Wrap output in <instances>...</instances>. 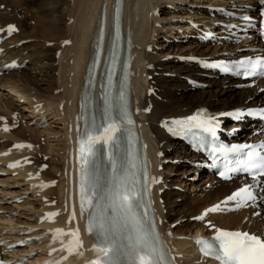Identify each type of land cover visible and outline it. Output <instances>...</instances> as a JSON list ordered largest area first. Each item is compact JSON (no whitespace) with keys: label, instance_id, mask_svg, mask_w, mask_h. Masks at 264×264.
Returning <instances> with one entry per match:
<instances>
[{"label":"bare ground","instance_id":"1","mask_svg":"<svg viewBox=\"0 0 264 264\" xmlns=\"http://www.w3.org/2000/svg\"><path fill=\"white\" fill-rule=\"evenodd\" d=\"M78 1H80V5L76 22L74 26L70 28L71 30H68L67 25H65L64 23L66 20L65 17L67 15L68 9L66 0H0V5H4L3 9L0 10V28L5 26L6 24H15L18 30V32L9 39V41L3 44V58L7 60L15 59L20 62L28 61L29 65H32V68H29L27 64L25 69L28 70V73L19 75V73L21 72L16 71L9 73L6 76L0 77V87L10 88L14 91V93L18 92L16 90L18 85L16 86V82L10 79L12 78L11 76H17V82H19L21 85V97L31 101H28L30 107L31 105L35 104H42L39 110L36 109V107L32 108V112L34 113L41 110L40 113L37 112L38 120H41L43 117L48 118L52 115L51 118L60 117L63 125H65V128H63L64 131H66L65 142L67 148V156L66 159L62 160V165H64V167H61L65 172L55 166H49V170H46L39 175H37L36 170L33 169V167L15 170L17 172V175L23 177L26 181L25 190H30L32 196H36V194H39L40 196V203L37 208L39 211L35 209L36 212L33 214H37V216H39L40 212L51 209L46 205L47 203L41 201L42 196L49 197V192L51 190L47 189L45 191H40L38 188H31L29 186L31 180H27V177L37 176L40 178L51 180L55 177L52 175L59 174V177L61 178L60 182L59 180L57 181L56 188L60 183V185L58 186L60 188H58L60 204H62L63 200L67 196V180L69 174V166L67 163L68 152L71 146H75L76 136L79 133L81 127L78 106L79 94L82 88L86 62L91 51V42L96 32L98 20L103 7L105 13L104 34L107 35V33L109 32L110 14L114 0ZM250 1L252 0H124L122 19L123 27L127 22L128 26L130 27L132 38L135 44V48L133 50L134 62L132 71L133 103L135 109L138 112V116L144 125L143 134L148 144V153L150 156V161L152 163V171L154 173H157L156 167L158 165H162L163 161H165L166 159H181L183 160L182 162H186L188 164V168H190L189 161L193 159L191 155H188V153H186L185 148L182 149L180 146L176 145L170 149V147L175 143H173L171 139L163 132V130L159 128L160 122H162L164 119L184 116L192 112L194 109L200 107L205 108L213 114H218L229 109L251 106L258 102H264V91L261 93L257 92L259 87L251 90L239 89L235 85V83L226 81L225 79H216V77L210 72L206 73V75L204 76L205 72L196 68L193 64H181L177 62L179 64L178 65L173 60H160V56L165 57V55H167L168 53H163L160 51L157 54H152L146 50V46L148 45L146 43L148 39L146 34L149 21L153 23V29L154 31L156 30L155 36L158 37V32L162 31L163 27L169 28L172 26L173 28L181 22H184V26H186L187 29H190V21H194L193 19H196L195 22L199 24L200 28H202L204 25L212 26L214 25L215 21L227 22L229 20L228 18H226V15H228L227 13H239L244 11L246 9L245 3ZM156 11L159 13L158 16L156 14H153V12ZM31 21H34L33 25L30 24ZM162 21L164 22L163 25L160 23ZM204 21H206L207 23L203 24ZM218 30H220V28H218ZM169 31V33L172 34L173 29L171 30L170 28ZM67 40L70 41V45H63L62 43ZM194 43L199 44V42L197 41H194ZM32 44H34L35 47H31ZM151 45L149 46L151 47ZM154 46L156 47L158 45ZM154 46L152 45L153 50ZM198 47V45H188V49H194L188 54H186L185 52H182V54L179 49L176 50L179 51V54L187 56H197L198 53L204 55L205 52L200 51ZM201 49L203 48L201 47ZM57 50H60L61 54L63 52H68V59L63 66L64 70L60 71L62 65L58 66V70L60 72L58 73V75L56 74L57 76H54L50 74L49 71L57 72V69H53L52 67V63L55 62L54 56ZM178 51H176V53ZM216 51V48H213V50L208 49V53L211 52L210 54L215 53ZM51 54H53L54 56H52ZM24 70H22V72ZM34 70H45V75L43 74V79H40V82L46 83L47 86L51 88V92H53L52 90L55 88L58 89L59 87H64L63 92L54 96L51 93L47 92L46 89L43 90L40 87L38 88V79H32L31 76V73ZM47 71L48 74H46ZM155 72H158L159 74H162L164 72H172L175 74V79H172L169 82L164 81L162 78H153L152 81L148 80V77ZM210 76L213 78H209ZM38 77H40V75ZM146 77L147 81L150 82L146 81ZM181 79L196 80L197 82L201 81L207 83L211 88H206L208 90L204 89L201 92H194L193 90H191V83L181 82ZM56 82L59 84L58 86H56ZM162 86H165V89H161ZM261 86H264V82H262L260 87ZM178 89H180V91H178ZM154 91L156 92V94L152 96L150 92ZM177 91L179 92L178 96L175 94ZM159 96L162 98L161 101H158L159 99L157 100V97ZM146 108L150 109V113L145 115L144 111ZM5 112L8 111H4V113ZM9 112L12 113L13 111ZM0 117L6 119L4 122H2V119H0V126L5 125L6 123L11 126V120L8 119L4 114L0 113ZM37 124L38 123L35 124L34 129L37 127ZM34 129H30L28 127L24 128V126L23 128L17 126L16 129H12V131L10 132L0 131V137L7 138L12 143L14 141L21 140L30 141L27 139V137H25V135H27L25 134V132H28L32 138H35ZM35 152L43 154L44 151L36 150V148L28 149L25 151H11L8 157H1L0 162L4 163L8 159L20 157L27 153L33 154ZM158 152L164 154V157H158ZM181 166L185 167L186 165ZM168 168H170V170H165V173H173V167ZM5 171L8 172L9 170L6 169ZM29 171L31 172L30 174H28ZM64 174H66V177H64ZM157 174L162 175L161 173ZM166 176L168 175L166 174ZM166 176L165 180H168L169 176L167 178ZM209 178L210 177H206L204 182H210L209 188L207 190L206 200H204V202H201L199 200L196 201L200 204L203 203V205H197L196 208H198V210L213 202L218 201L238 186V184L233 181L230 183H224L217 180L210 181ZM198 188L196 189V191H194L196 192V194H202L203 192H205L203 191V185H199ZM169 194L173 195L174 193L169 192ZM169 196L170 195H168L167 192L166 194H164V201H166V203H168ZM193 203L194 202H192V204ZM60 204L56 202L57 206H60ZM157 206L162 220V231L164 233H167L168 231L171 233V236H167V240L170 243L171 247L176 253H179L183 256H185V254L187 255L186 257L181 259V262L183 260V264H192V261L198 259L192 240L187 242L176 241L172 237V235L177 233V231L173 232L171 231L169 225L163 224V219L165 217H163L161 207L158 203ZM263 211L264 199L259 205L251 209L243 210L241 212L230 214L224 217L214 216L211 218V220L214 221V219L217 220L218 218H222L223 221L218 222L219 225L229 229H234V227H238L242 221L248 220V225L250 227L248 229L254 227L255 229H259V231L262 233L264 232V213L262 214ZM73 212L75 220L80 221L84 225L86 223V217L83 219L79 218L77 214L75 198L73 199ZM254 212H258V214L255 219H252L250 216ZM67 216L68 213L66 217ZM63 218L65 217L58 218L55 225H37L36 218L34 222L30 223V225L36 228H39V226H41L44 227V229L49 228L51 230L56 228L57 226H65ZM5 221L13 222V220L10 219H7ZM12 225V223L8 225L2 224L0 232H2L3 229L7 228L11 230V228H13ZM67 226H70V224H68ZM191 227L192 228H190V231L188 232L194 233V236L197 235L198 231L202 229L201 225H198L196 223H192ZM24 230L27 229L19 230L15 235V239L21 238ZM21 232L22 234H20ZM177 234L181 235V233L179 232ZM8 235L9 234L7 233L6 238L12 240V236L10 237ZM6 238L2 237L1 239ZM34 245L35 244L30 245V247L32 248L34 247ZM21 253L28 255L29 251L22 250ZM36 262L37 261L33 262V264H35Z\"/></svg>","mask_w":264,"mask_h":264},{"label":"snow or ice","instance_id":"2","mask_svg":"<svg viewBox=\"0 0 264 264\" xmlns=\"http://www.w3.org/2000/svg\"><path fill=\"white\" fill-rule=\"evenodd\" d=\"M119 2V0H117ZM264 4V0H261ZM260 15L264 17V11ZM244 20L251 23V18L245 16ZM8 33L16 31L14 25H8ZM260 27L264 29V20L260 22ZM3 31V29H0ZM264 34V33H262ZM101 41H103V29L101 28ZM99 57V51L97 52ZM114 60V57H113ZM205 66L213 68L223 67L225 71L236 70L245 76L264 75V57L247 58L228 68L218 63L204 62ZM111 75V70H110ZM121 116L114 119L108 116V97H104L105 123L102 134L86 132L85 139L81 142V213L86 210V206L92 209L89 231L98 230L102 237L98 245H94V250L98 252V258L90 264H172L171 258L161 246L160 237L155 230L154 223L149 220V209L151 204L144 203V196L147 186L141 190L140 180L135 171V164L129 159H125L119 154V138L117 133L121 131L120 124L124 121H132L127 115L126 104L123 92L120 94ZM220 115L233 116L236 119L243 118L244 115H264V109L254 112L248 109L245 113L242 109L234 112L221 113ZM0 119H3L0 117ZM172 127L167 122L163 126L169 132H188L198 129L207 133L211 141H215L219 121L215 116L207 115L205 110H200L196 115L185 117L181 120H173ZM7 131V127H5ZM103 142L111 145L117 151H109L101 154L96 149V144ZM131 144V139L129 140ZM23 147V145H16ZM30 147V146H29ZM246 145H232L226 148L224 145L210 148V155L216 153H238ZM264 148V144L260 145ZM131 153L129 152V158ZM15 166V165H12ZM241 168L253 174L264 176V154L256 148H250L246 158L237 161V167L227 168V172L239 171ZM222 177L226 172H220ZM145 180L147 173H144ZM155 182V180H153ZM239 198V199H237ZM256 195L250 190V186L239 189L228 196L223 203L237 201L239 208L247 201L256 200ZM264 199V197H262ZM109 209L111 210L109 212ZM140 209H143L141 213ZM220 206L216 205L207 212L219 211ZM203 217H200L202 219ZM61 233V229H56ZM75 235V233H73ZM200 251L206 257H213L220 264H264V240L248 232L228 231L215 229V235L210 240L198 239ZM71 251V249H69Z\"/></svg>","mask_w":264,"mask_h":264},{"label":"rangeland","instance_id":"3","mask_svg":"<svg viewBox=\"0 0 264 264\" xmlns=\"http://www.w3.org/2000/svg\"><path fill=\"white\" fill-rule=\"evenodd\" d=\"M79 2L80 1H78V0H66L68 9H67V15L65 17L66 20L64 23H65V25H67L68 30H71L70 28H72L76 22L78 10H79V5H80ZM3 6L4 5H0V10L3 9ZM33 23H34V21L30 22L31 25H33ZM160 23L162 25L164 24L163 21ZM164 28L165 27H163L162 31L158 32L159 35H158V37H156L155 36L156 30L154 31V29H153V23H151L149 21V23L147 25L146 36L148 37V39H147L146 43L152 44L153 46L154 45L159 46V47L154 46V50L152 49L153 52L151 50V51H149V53H152V54L156 53L157 54L160 51L163 53L166 52L169 54V56H167L168 54L165 55V57L160 56L159 59L163 60V61L168 59L169 61L173 60L176 62V59L172 58L174 56L175 52L178 51L176 49L183 50V49H185V47L188 46V44L184 43L183 39H181V40H178L177 42L169 43V45H168L169 47L166 46L168 43H166V40L163 37H167V35H170L169 29L171 28V30L172 29L174 30V27L172 28V26H171L169 28L168 27H166L165 29ZM165 32H167L169 34L165 35ZM71 33H72V31H71ZM31 47H35V45L32 44ZM191 49H193V48H191ZM198 49H200V51L205 52V51H208L209 48L201 49V47H198ZM170 52H171V54H170ZM51 55L54 56L53 54H51ZM54 58H55L54 59L55 62L52 63V67H53V69H57L56 70L57 72H53V71H49V72H50V74L57 76L60 71L64 70L63 66L65 65V63L68 59V52L67 53L63 52L61 54L59 52V50H57ZM28 66H29V68H32V65H28ZM58 66H61L60 71L58 70ZM34 71H32L31 76H32V79H38V81H39L38 82V84H39L38 88L40 87L43 90L46 89L47 92L51 93L54 96L59 94V93L61 94L63 92L64 87H61V88L59 87L58 89L55 88L52 90L53 92H51V88H49L46 83L40 82V79H43V76L45 75V73H44L45 70L44 71L34 70ZM20 72L21 73H19V75H22V74L28 73V70L25 69L23 72L22 71H20ZM46 74H48V71ZM39 75H40V77H38ZM11 77L12 78H10V79L12 81L16 82V86L18 85V87L16 89L18 92L14 93V91L11 90L10 88L0 87V111H1L0 113L4 114L6 116H9V114H10L9 111H13V112L17 113V115L19 117H21L19 122L17 120V124H16L17 126L19 125L22 128L24 126V128L28 127L30 129L31 128L34 129L35 125L32 124V123H34L33 122L34 118L31 114V108L29 105V102H31V101L21 97V94H20V90H21L20 86L21 85L19 82H17V80H18L17 76H11ZM70 77H71V75H70ZM147 77H146V81H147ZM150 77H152V79ZM5 78H9V77H5ZM153 78H162L164 81L169 82L170 80L175 79V74L172 72L171 73L164 72L162 74L155 72L152 75H150L148 79H151V81H152ZM180 81L184 82L183 79H181ZM147 82H150V81H147ZM55 84H56V86L59 85L57 82ZM208 88H211V87H208ZM161 89H165V86H162ZM206 90H208V89H206ZM178 91H180V89H178ZM178 91L175 93L177 96L179 95ZM201 91L202 90H200V89L194 90V92H201ZM224 91H226V90H224ZM150 94L152 96H154L156 94V92L154 91ZM33 96H35V95H33ZM157 99H159L158 101L162 100V98L160 96L157 97ZM4 111H8V112L4 113ZM50 111H52V110H50ZM51 116L48 117V124L45 127L34 129L35 138H32L28 132H25V134H27V135H25V137H27V139H30V140L34 139L32 141H34L35 146H37L36 147L37 150L44 151L43 154H46V155H42L41 153L37 152V153H34V158H36L38 161L46 162L47 165H49L51 167L55 166L61 170L64 167V165H62V160L66 158V142H65L66 131H64L65 125H63V122L61 121L60 117H52L51 118ZM9 143H10V140H8L7 138H0V150L5 149V147ZM182 161L183 160H181V163L178 166L169 165L171 163H165L163 165L165 167L163 171H165L167 169L170 170V168H168V167H173V170H172L173 173H166L169 176V180L166 181L168 189L165 190V193L167 192L168 195H170V196L172 194H169V192H173L174 194L171 197L169 196L168 203H166V201H164V199H163L164 202L162 204V211H163V216L165 217L163 220L164 221L163 223L165 225H169L171 231H173V232L177 231V233L178 232L181 233V235H178L177 233H175L174 235H172V237L176 241L187 242V241H190L191 238H193V235L191 234V232H188V231H190L189 229L192 228L191 224L194 223L193 221H191V217L198 213V208H196L197 205H203V203L200 204L196 201L199 200L201 202L202 201L204 202V200H206V198H207V191L205 190V192H203L202 194H196V192H194L199 187V185L200 186L203 185V188L205 187L206 183L204 184V182H203L205 180V176L200 175L198 177L197 175L192 174L191 168L187 167L188 164L186 162H182ZM181 165H186V166L182 167ZM1 167L2 166L0 165V170H1L0 171V219H1L0 230L2 228V224L8 225V224L12 223L13 228H11V230L9 228L3 229L2 232H0V233L3 236H6L7 233L10 234L9 236H14L17 234V232L19 230L26 229V228L30 227V223L35 221L34 219L36 218V215H33V214L36 212V210L39 211L37 208H38V205L40 203V200H39V196H32L30 190H28V191L25 190L26 181L24 180L23 177L16 175V174L6 173L3 171V169H1ZM189 167H190V165H189ZM174 168H178V169H174ZM172 171H169V172H172ZM63 172H64V170H63ZM52 176H55L54 179L59 180V182H60L61 177H59V174L52 175ZM168 176H166V178ZM59 185H60V183L58 184V186ZM58 186H57V188L56 187L51 188L50 189L51 191L49 192V196L55 200L60 199V196H59V189L60 188ZM198 190H199V188H198ZM18 197H20L21 200L19 202H15L14 199L18 198ZM192 202L195 203V204L193 203L194 206H193ZM198 207H200V206H198ZM251 217L253 218L254 215H252ZM7 219L13 220V222L12 221L6 222L5 220H7ZM2 221H5V222H2ZM222 221H223L222 218L217 219V222H222ZM248 224H249V221L245 220V221L241 222L238 227L236 226L235 228H241V229L251 230L254 232H259V229H255L254 227H252L251 229H248V228H250ZM24 248H26V247H24ZM36 249H38V253L36 254L38 256V254L41 253L39 251L41 249V247L37 246L34 250H36ZM29 250H31V249H29ZM34 250H32L31 252L35 253L36 251H34ZM32 257L36 258L35 255H33Z\"/></svg>","mask_w":264,"mask_h":264}]
</instances>
